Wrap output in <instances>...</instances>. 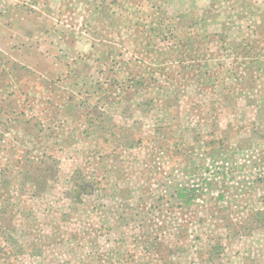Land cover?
<instances>
[{"label":"rangeland","instance_id":"obj_1","mask_svg":"<svg viewBox=\"0 0 264 264\" xmlns=\"http://www.w3.org/2000/svg\"><path fill=\"white\" fill-rule=\"evenodd\" d=\"M116 2L0 1V264H264V0Z\"/></svg>","mask_w":264,"mask_h":264},{"label":"crops","instance_id":"obj_2","mask_svg":"<svg viewBox=\"0 0 264 264\" xmlns=\"http://www.w3.org/2000/svg\"><path fill=\"white\" fill-rule=\"evenodd\" d=\"M0 1H2V3H3V0H0ZM136 1L135 0H117L116 4L115 3L113 4V9L116 11V15H114L112 17V21L115 24V28H116L117 32L119 33L118 37H117L118 40L120 39L121 36H123V38L125 40H127L128 43H131V42L134 43L133 36H131V34H130V32L132 30L131 27L134 26V23L131 21L130 13L132 10L135 11L137 9V5L140 7H142L143 5L146 8L148 7L147 0H144L142 2V4H136ZM68 2L70 4L69 5L70 9H72V7L74 6L73 5L74 0H68ZM29 7L30 8H36V9L39 8L37 3L34 5H30ZM24 9H25V5H22V7L19 10H24ZM71 12H72V10L69 12H67V9L65 10V13H67V15H69V16H71ZM7 32L8 31L5 29V27H3V24L0 23V39L2 41L3 40L8 41V36H6L3 39V37L7 34ZM72 39H75V38L73 37ZM126 54H127V52L125 51L124 55H126ZM75 55H76V59L78 61L74 62L75 59H72V58L69 61H66V59L63 60L62 64L58 61L57 65L64 67V70L61 74H63V73L69 74L70 78L73 77L75 79L78 77H84V75L87 74V72H90V70H89L90 68H92L93 72H95L96 69H94V67H93L94 65H90L89 61L85 57H83L82 55H79V54H75ZM157 55L158 54H156V53H150L148 56L155 58V57L159 56V55L158 56ZM70 56H74V55H70ZM128 56H129V53H128ZM180 72H182L184 75L186 73H189L190 70H185L184 66H181ZM81 73H84V75H82ZM76 74H78V75H76ZM134 75H137V74H134ZM130 77H131V75H130ZM36 84H37V88H35V89L38 92V95L39 96L42 95L43 97H45V95H44L45 91L41 88V80L39 78H38V81H36ZM155 86L157 87V83H155ZM182 88H184V87L182 86ZM70 97H66L65 100L66 101L67 100L72 101V100H70Z\"/></svg>","mask_w":264,"mask_h":264},{"label":"trees","instance_id":"obj_3","mask_svg":"<svg viewBox=\"0 0 264 264\" xmlns=\"http://www.w3.org/2000/svg\"><path fill=\"white\" fill-rule=\"evenodd\" d=\"M130 82L132 84V87H130L131 89L132 88H136V89H145L146 87L144 86V82L145 80H141L139 77L137 78V75H132L130 77ZM148 82H150L152 85L156 83V80H152L151 81V78L148 79Z\"/></svg>","mask_w":264,"mask_h":264}]
</instances>
